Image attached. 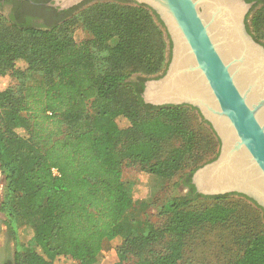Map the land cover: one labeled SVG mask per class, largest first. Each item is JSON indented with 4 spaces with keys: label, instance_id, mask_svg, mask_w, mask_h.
I'll use <instances>...</instances> for the list:
<instances>
[{
    "label": "trees",
    "instance_id": "trees-1",
    "mask_svg": "<svg viewBox=\"0 0 264 264\" xmlns=\"http://www.w3.org/2000/svg\"><path fill=\"white\" fill-rule=\"evenodd\" d=\"M89 1L61 12L41 7L45 16L55 14L45 24L0 11V82L10 80L0 87V168L6 178L1 207L11 225L26 215L35 244L17 253L16 263L62 264L71 258L102 264L104 241L121 236L115 264L129 256L136 258L132 264H181L194 234L227 227L220 233L235 247L225 264H264V210L245 195L247 213L223 201L233 193H198L192 174L204 163L173 182L161 208L165 223L130 216L126 159L171 179L202 154L216 157L220 140L197 108L145 103L141 94L151 77L128 80L130 74L118 70L125 63H137L147 74L167 67V31L158 14L128 0L99 1L81 17L89 37L76 40L70 21ZM260 2L251 23L258 41L264 37ZM153 34L160 37L158 46ZM190 109L210 126L214 142L187 123ZM121 115L129 120L126 127L118 122ZM182 185L190 187L185 194L177 192Z\"/></svg>",
    "mask_w": 264,
    "mask_h": 264
},
{
    "label": "water",
    "instance_id": "water-1",
    "mask_svg": "<svg viewBox=\"0 0 264 264\" xmlns=\"http://www.w3.org/2000/svg\"><path fill=\"white\" fill-rule=\"evenodd\" d=\"M84 1L52 0L48 5L66 9ZM128 1L152 8L171 42L166 70L145 81L144 102L191 105L220 140L217 156L192 174L196 191L245 195L264 210V43L247 27L253 4L246 0ZM217 21L241 44L229 58L222 51L223 41L212 32ZM245 74L250 78L242 84L240 77Z\"/></svg>",
    "mask_w": 264,
    "mask_h": 264
},
{
    "label": "rangeland",
    "instance_id": "rangeland-1",
    "mask_svg": "<svg viewBox=\"0 0 264 264\" xmlns=\"http://www.w3.org/2000/svg\"><path fill=\"white\" fill-rule=\"evenodd\" d=\"M103 0H91L81 6L75 14L76 16L70 21V29L73 32L76 40L86 39L89 37V33L85 30L81 17L85 15L86 11L91 5ZM262 4L255 6L249 13L248 23L250 25V32H255V28L251 25L252 18L259 11ZM3 13V11H1ZM164 30V28H163ZM253 35V34H252ZM164 38L166 46L164 47L165 63L170 60L171 47L169 38L164 30ZM153 40L156 46L159 45L160 37L153 34ZM117 39L111 41L112 44H116ZM260 42L264 43V37L260 38ZM119 71L130 74L128 80H137L140 76L157 77L164 73L166 67L163 70L155 72L153 74H147L143 70V66L137 65V63H125L118 68ZM7 78L0 82V87H3L9 83ZM131 98H134L129 91ZM118 122L122 127H126L129 124L128 118L125 116H119ZM187 123L193 126L201 137H209L211 143L214 142L210 136V126L205 123L197 110L190 109L188 114ZM208 143V142H207ZM217 150L218 145H215ZM220 147V146H219ZM214 153L202 154L197 158L196 163L193 161L184 170L178 173L171 179L157 176L144 169L143 166L130 159H126L123 166V181L126 189L133 197L134 204L130 210V216L145 222L150 220L157 226L162 225L167 221V215L161 214V208L166 202V199L171 194L173 189V182L177 180L181 175L190 171L192 167L200 163H206L208 160L214 158ZM195 164V165H194ZM6 185V178L0 168V226L4 229L7 228L10 236L9 238L14 243L16 255L17 253L23 255L27 251H30L34 247V241L27 227L26 215L22 219H17L14 224H10V219L7 212L2 209L1 205L4 200V188ZM178 193L185 194L187 191L184 186H180L177 189ZM243 196L237 193H233L230 197L223 199L226 203H235L239 209L244 213L251 210L246 204L243 203ZM238 202V203H236ZM247 203H252L250 200H246ZM227 227L203 228L202 231L194 234L189 241L187 252L184 260L181 264H225V258L227 252L234 249L235 245L231 239L225 236V233L220 231H226ZM228 238V239H227ZM124 245V238L119 236L112 240H105L103 243V249L99 254V261L102 264H115L121 260L120 249ZM134 256H129L128 259L123 260L122 264H132L135 261ZM62 264H78L76 260L71 258H64Z\"/></svg>",
    "mask_w": 264,
    "mask_h": 264
},
{
    "label": "flooded vegetation",
    "instance_id": "flooded-vegetation-1",
    "mask_svg": "<svg viewBox=\"0 0 264 264\" xmlns=\"http://www.w3.org/2000/svg\"><path fill=\"white\" fill-rule=\"evenodd\" d=\"M51 1L52 0H0V11H3V13H5L6 15L22 14L24 17H33L35 22L45 24L48 20H52L55 14L53 13L52 16L51 14L49 16H45V12H42L43 10L41 7L52 8L56 12H61L62 10H69L75 7L73 6L66 9H60L58 7L48 5V2ZM246 1L251 2L253 4L252 9L255 6L261 4L260 0ZM31 5H33L34 7H32ZM61 16H64V14H62ZM183 186L187 188V192L190 190V187L188 185ZM9 236L10 233L8 229H4L2 226H0V264H17L14 243L11 241Z\"/></svg>",
    "mask_w": 264,
    "mask_h": 264
},
{
    "label": "bare ground",
    "instance_id": "bare-ground-1",
    "mask_svg": "<svg viewBox=\"0 0 264 264\" xmlns=\"http://www.w3.org/2000/svg\"><path fill=\"white\" fill-rule=\"evenodd\" d=\"M210 1H218V0H210ZM205 15L209 16L207 9H205ZM212 32L215 38L219 41H223L221 45L222 51L227 58L238 53L239 48L241 46L240 42L235 40V36L232 34L227 27L223 28L221 23L217 21L214 25H212ZM250 78V75L245 74L240 77L241 83H245V80Z\"/></svg>",
    "mask_w": 264,
    "mask_h": 264
},
{
    "label": "built area",
    "instance_id": "built-area-1",
    "mask_svg": "<svg viewBox=\"0 0 264 264\" xmlns=\"http://www.w3.org/2000/svg\"><path fill=\"white\" fill-rule=\"evenodd\" d=\"M54 171H55V173H57V170L56 169Z\"/></svg>",
    "mask_w": 264,
    "mask_h": 264
}]
</instances>
